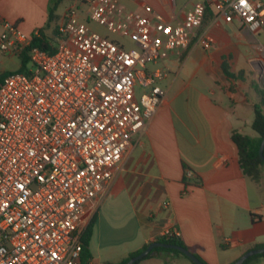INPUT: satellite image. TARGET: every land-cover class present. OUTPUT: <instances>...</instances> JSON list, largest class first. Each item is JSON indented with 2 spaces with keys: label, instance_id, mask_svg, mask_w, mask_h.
<instances>
[{
  "label": "built area",
  "instance_id": "1",
  "mask_svg": "<svg viewBox=\"0 0 264 264\" xmlns=\"http://www.w3.org/2000/svg\"><path fill=\"white\" fill-rule=\"evenodd\" d=\"M175 6V0H170ZM84 13L136 48L93 31L70 8L54 52L0 14V50L29 56L34 70L0 82V264H80L82 234L113 184L115 168L157 113L162 69L148 62L192 41L214 20L264 31V0H196L182 20L151 22L119 0H86ZM147 12L152 8L145 7ZM147 89L140 98L136 82Z\"/></svg>",
  "mask_w": 264,
  "mask_h": 264
},
{
  "label": "crops",
  "instance_id": "2",
  "mask_svg": "<svg viewBox=\"0 0 264 264\" xmlns=\"http://www.w3.org/2000/svg\"><path fill=\"white\" fill-rule=\"evenodd\" d=\"M195 1L175 0L172 6L170 0H119L151 22L182 20ZM72 2L86 5L0 0V14L26 35L42 32L48 38L65 23ZM202 30L212 39L209 49L192 41L155 63L160 67L154 70L167 72L159 82L166 95L93 213L90 264H119L168 234L206 264H233L248 250L264 247V167L257 180L246 175L232 138L235 132L258 136L252 125L264 91V31H251L238 20L216 21L213 11ZM186 260L157 252L140 263ZM248 264H264V257Z\"/></svg>",
  "mask_w": 264,
  "mask_h": 264
},
{
  "label": "trees",
  "instance_id": "3",
  "mask_svg": "<svg viewBox=\"0 0 264 264\" xmlns=\"http://www.w3.org/2000/svg\"><path fill=\"white\" fill-rule=\"evenodd\" d=\"M50 16H51V14H50ZM31 46L32 47H39V48L47 50L49 52L55 51V46L52 45V43L44 36V34H42V32H39L38 36L34 35L32 37ZM20 58H21V62H22V67H21V70H19V71L21 72L25 68V66L28 64L30 59H29V56L27 55V53H25V52L20 56ZM4 76H5V74L0 76V82L2 81ZM254 108H255V119H254L252 128L258 134V136L257 137H250V136L235 132L233 134L232 138H233L234 143L238 147L239 161H240V165H241L244 173L246 175H248L249 177L257 180L260 177L261 168L264 167V160L259 153L262 140L264 139V91L262 92V98H261L260 103L255 104ZM263 154H264V151H263ZM95 221H96V219H95V215H94L91 218L90 222L88 223L87 227L85 228V230L82 234L83 249H82V253H81L80 264H90V260L92 258V254H91V250H90V241L92 238L93 227L95 225ZM156 241L169 243V244H176V245H180L182 247L187 248L186 245L184 244V242L178 236H176L174 234L164 235L162 237L157 238ZM147 246L148 245L144 246V248L139 250V251L131 253L126 259H124L119 264L127 263V261L129 259L140 254L144 249L147 248ZM155 250L157 252L164 251V252H172V253L181 255V256L185 257L186 259H188L192 264H196L193 261H191L186 255H184L183 253H181L178 250L169 249V248H156ZM150 257L151 256L149 255L145 259H148ZM197 257L200 260H202L199 256H197ZM259 257H264V253L254 255V256L248 258L244 262V264H248L253 259H256ZM140 262L135 263V264H139Z\"/></svg>",
  "mask_w": 264,
  "mask_h": 264
},
{
  "label": "rangeland",
  "instance_id": "4",
  "mask_svg": "<svg viewBox=\"0 0 264 264\" xmlns=\"http://www.w3.org/2000/svg\"><path fill=\"white\" fill-rule=\"evenodd\" d=\"M70 8H75L79 11V15L81 16V20H83L84 22H86L88 24V26L95 32L99 33L102 36L108 37L111 40H114L122 45L125 46V48L127 49H131V48H136V44L133 40L132 37L130 36H123V35H119V34H115L112 33L111 31L108 30V28L100 23L97 22H93L90 21L86 18V16L84 15L87 6L83 3H80L79 5H77L75 2L70 3ZM62 12L64 10V7H62ZM59 33H51L50 37H46L53 46H56L58 44V40H59ZM159 62V61H157ZM156 62H148L146 64V69L149 71H153L155 68L160 67L159 64H155ZM22 67V62H21V58L19 56H15V55H9L4 53L3 51L0 50V76L3 74H9L12 72H16L21 70ZM30 70H34V66L32 64L31 61L28 62V64L25 66V68L21 71L24 73H27ZM147 91L146 88H144L143 86H141L138 81L136 82L135 85V92L137 95V98H140V96L145 93ZM129 222H131V220H129ZM129 226V225H127ZM124 228H128L127 231H129V229H132V226L130 225L129 227H124ZM164 251H160L159 253H163ZM188 262V264H191V262H189L188 260H186ZM140 264H149V262H143Z\"/></svg>",
  "mask_w": 264,
  "mask_h": 264
},
{
  "label": "water",
  "instance_id": "5",
  "mask_svg": "<svg viewBox=\"0 0 264 264\" xmlns=\"http://www.w3.org/2000/svg\"><path fill=\"white\" fill-rule=\"evenodd\" d=\"M264 139L262 140L261 146H260V150L259 153L261 155V157L264 160ZM156 248H169V249H174V250H178L181 253H183L184 255H186L191 261H193L196 264H205L202 260H200L194 253H192L189 249L182 247L180 245H176V244H169V243H164V242H160V241H154L151 242L146 249H144L140 254L132 257L131 259H129L127 261V263L125 264H135L138 263L142 260H144L147 256H153L154 254L157 253V251L155 250ZM264 253V247L263 248H257V249H251L248 250L247 252H245L243 255H241L233 264H244V262L254 256V255H258V254H263Z\"/></svg>",
  "mask_w": 264,
  "mask_h": 264
}]
</instances>
